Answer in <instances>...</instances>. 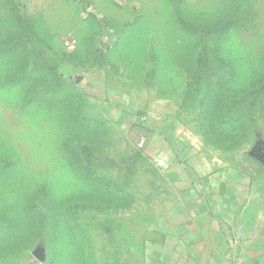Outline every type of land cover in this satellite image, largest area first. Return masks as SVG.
Masks as SVG:
<instances>
[{"label": "rangeland", "instance_id": "1", "mask_svg": "<svg viewBox=\"0 0 264 264\" xmlns=\"http://www.w3.org/2000/svg\"><path fill=\"white\" fill-rule=\"evenodd\" d=\"M263 85L264 0H0V264H143L174 196L153 123L244 176L264 255Z\"/></svg>", "mask_w": 264, "mask_h": 264}, {"label": "crops", "instance_id": "2", "mask_svg": "<svg viewBox=\"0 0 264 264\" xmlns=\"http://www.w3.org/2000/svg\"><path fill=\"white\" fill-rule=\"evenodd\" d=\"M151 128L142 135L144 152L163 163L160 169L174 196L146 244L143 264H264V255L239 227L247 193L244 176L224 166L210 170L184 162L178 136L154 123Z\"/></svg>", "mask_w": 264, "mask_h": 264}, {"label": "trees", "instance_id": "3", "mask_svg": "<svg viewBox=\"0 0 264 264\" xmlns=\"http://www.w3.org/2000/svg\"><path fill=\"white\" fill-rule=\"evenodd\" d=\"M190 31H193L195 33H199L200 31L197 29H194V27H187ZM195 70H194V75L192 74V82L191 83H187V89L190 91H194L196 83L198 84L199 80L201 78H208V76L210 75V71H209V62H208V47L206 45H203L201 48V53L198 56L196 62H195ZM264 95V85L258 89L256 91V98H251V100H249V104L250 106H254V104L260 99V97H262ZM140 137H144V136H140ZM139 137V138H140ZM145 138V137H144ZM146 139V138H145ZM140 151H142V153L146 154L144 152V149H139Z\"/></svg>", "mask_w": 264, "mask_h": 264}, {"label": "built area", "instance_id": "4", "mask_svg": "<svg viewBox=\"0 0 264 264\" xmlns=\"http://www.w3.org/2000/svg\"><path fill=\"white\" fill-rule=\"evenodd\" d=\"M73 43H74V41L69 40L68 43H67V45H69L70 47H72L73 46ZM145 143H146V139L144 137H140L138 139L137 143H136V146H137L138 149H144ZM154 162H155V164H156V166L158 168H162L163 167V163L161 161L154 160Z\"/></svg>", "mask_w": 264, "mask_h": 264}]
</instances>
